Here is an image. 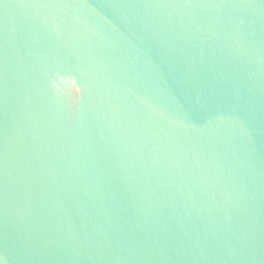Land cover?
Returning <instances> with one entry per match:
<instances>
[{"label": "water", "instance_id": "1", "mask_svg": "<svg viewBox=\"0 0 264 264\" xmlns=\"http://www.w3.org/2000/svg\"><path fill=\"white\" fill-rule=\"evenodd\" d=\"M0 264H264V0H0Z\"/></svg>", "mask_w": 264, "mask_h": 264}]
</instances>
